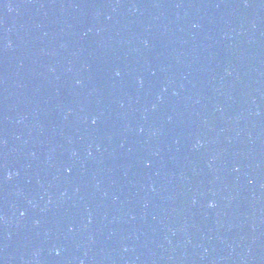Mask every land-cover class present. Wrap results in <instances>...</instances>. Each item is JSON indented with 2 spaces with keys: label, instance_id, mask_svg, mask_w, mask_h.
<instances>
[{
  "label": "water",
  "instance_id": "1",
  "mask_svg": "<svg viewBox=\"0 0 264 264\" xmlns=\"http://www.w3.org/2000/svg\"><path fill=\"white\" fill-rule=\"evenodd\" d=\"M0 264H264V0H0Z\"/></svg>",
  "mask_w": 264,
  "mask_h": 264
}]
</instances>
